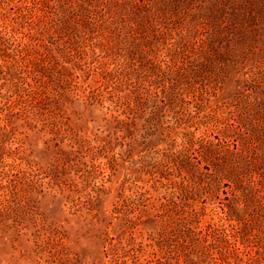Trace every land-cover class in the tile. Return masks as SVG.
Segmentation results:
<instances>
[{
    "label": "rangeland",
    "instance_id": "rangeland-1",
    "mask_svg": "<svg viewBox=\"0 0 264 264\" xmlns=\"http://www.w3.org/2000/svg\"><path fill=\"white\" fill-rule=\"evenodd\" d=\"M0 264H264V0H0Z\"/></svg>",
    "mask_w": 264,
    "mask_h": 264
}]
</instances>
